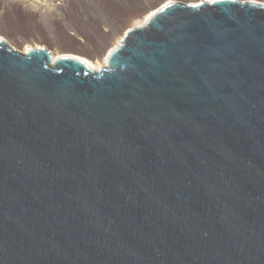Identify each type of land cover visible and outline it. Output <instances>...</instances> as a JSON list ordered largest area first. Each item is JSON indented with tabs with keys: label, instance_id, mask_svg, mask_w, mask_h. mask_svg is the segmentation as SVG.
Segmentation results:
<instances>
[{
	"label": "water",
	"instance_id": "water-1",
	"mask_svg": "<svg viewBox=\"0 0 264 264\" xmlns=\"http://www.w3.org/2000/svg\"><path fill=\"white\" fill-rule=\"evenodd\" d=\"M0 264H264V2L160 6L98 71L1 40Z\"/></svg>",
	"mask_w": 264,
	"mask_h": 264
},
{
	"label": "rangeland",
	"instance_id": "rangeland-1",
	"mask_svg": "<svg viewBox=\"0 0 264 264\" xmlns=\"http://www.w3.org/2000/svg\"><path fill=\"white\" fill-rule=\"evenodd\" d=\"M167 1L0 0V35L23 53L45 46L55 54L71 53L106 65L126 30Z\"/></svg>",
	"mask_w": 264,
	"mask_h": 264
},
{
	"label": "bare ground",
	"instance_id": "bare-ground-1",
	"mask_svg": "<svg viewBox=\"0 0 264 264\" xmlns=\"http://www.w3.org/2000/svg\"><path fill=\"white\" fill-rule=\"evenodd\" d=\"M175 0H169V1H167L166 3H164V4H162V5H160V6H164V5H167V4H170V3H173ZM159 6V7H160ZM158 8V7H157ZM157 8H155L154 10H152L149 14H147V16L144 18V19H142L137 25H140V24H142V23H144V21L152 14V13H154L155 11H156V9ZM4 38L0 35V41L1 40H3ZM39 47V46H38ZM32 48V47H31ZM30 49V48H29ZM29 49H27V51L29 50ZM57 55H59V54H57ZM75 55V54H74ZM78 57H80L81 59H83L93 70H101V69H103L104 67H106L107 66V58H106V65H103L102 63H100V62H93V61H91L90 59H88V58H85V57H83V56H79V55H77Z\"/></svg>",
	"mask_w": 264,
	"mask_h": 264
}]
</instances>
